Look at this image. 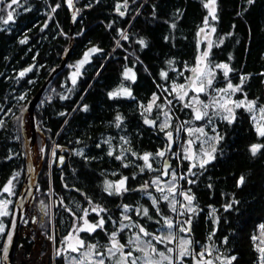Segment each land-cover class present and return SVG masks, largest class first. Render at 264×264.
I'll return each instance as SVG.
<instances>
[{
	"label": "trees",
	"instance_id": "obj_1",
	"mask_svg": "<svg viewBox=\"0 0 264 264\" xmlns=\"http://www.w3.org/2000/svg\"><path fill=\"white\" fill-rule=\"evenodd\" d=\"M74 1V45L63 70L34 107L45 144L40 146L37 136L38 161L42 157V162L36 196L27 210V223L19 230L12 264H66L62 255H53L49 237L59 247L88 204L104 209L99 214L87 213L89 222L98 224L103 219V226L80 233L85 246L96 245V253L106 252L113 233L130 251L132 230L119 229L127 215L149 233L150 242L165 229L168 219L176 222L173 233L186 235L194 252H208L217 264H227L232 256L236 257L232 264H262L258 249L262 248L259 229L264 224V147L255 155L250 149L254 144L264 146V137L255 129L250 111L235 108L232 123L215 118L213 130L205 126L213 137L223 139L215 141V159L203 168H190L184 159L179 164L158 126L162 121L159 105L168 94L165 90L187 82L197 55L205 49L199 34L206 16L207 26L215 28L208 54L212 88H224L230 81L240 86L235 99L255 101L256 107L264 108V0H216V20L204 7L208 0H126V6L125 0ZM8 10L13 20L7 24L3 22L7 14L0 12V195L13 179L11 213L26 168L22 113L62 61L70 40L71 15L65 0H19ZM141 39L146 46H141ZM90 48L98 51L81 64ZM221 64L231 69L227 77L216 69ZM70 65L80 69L75 83L68 77ZM27 68L31 70L21 76ZM126 69L135 73V81L125 78ZM162 72L167 76L162 77ZM242 77L246 79L241 84ZM124 88L131 95L109 96ZM154 93L157 99L149 111ZM173 114L175 126L179 119L191 118L180 104L174 105ZM146 119L154 121L153 128ZM161 151L165 152L162 157L157 155ZM145 154H151L147 162L151 168L142 159ZM164 156L175 173L183 176L176 178L178 200H184V194L193 196L194 212L185 210L186 204L181 210L176 204V215L170 200L154 189L152 180L161 176ZM241 176L244 183L238 186ZM125 177L126 191L116 194L115 187L112 195L105 191L106 181L115 185ZM151 197L157 201L155 206ZM229 204L232 207L225 210ZM189 219L190 226L185 223ZM5 223L8 229L10 214ZM189 227L190 231H181ZM173 248V241L164 245L166 252ZM172 251H168L170 260L159 264H181L173 260ZM185 260L193 264V259Z\"/></svg>",
	"mask_w": 264,
	"mask_h": 264
},
{
	"label": "rangeland",
	"instance_id": "obj_2",
	"mask_svg": "<svg viewBox=\"0 0 264 264\" xmlns=\"http://www.w3.org/2000/svg\"><path fill=\"white\" fill-rule=\"evenodd\" d=\"M75 2L76 1H73V5H75ZM9 4H11V0H7L4 5H1L0 3L1 5L0 12L4 10L3 12L7 14V12L9 11L8 10ZM203 29H204L203 32L200 31L199 38L202 42L205 43V49L204 51L200 52L197 55L195 65H194V68H198L202 70V75L200 72L194 73L193 71H191L190 77L188 78L187 82L182 84L184 86L183 89L180 88L181 85H172L170 88V92L168 90H165L166 92H168V94L166 95L164 94L165 95L164 103L162 105H159L162 109V116H161L162 121L158 127L162 129V126L167 123L168 126L163 127L164 134L167 135V133L171 132L172 133L171 139H172L173 144L174 142H176L175 147H173L169 151L173 152V155L179 164L182 162V159L188 161L190 168H194L193 165H195V167L199 166L201 161L207 158L204 156V152H211L214 146V143L216 141L213 135L209 133L208 130L206 131L204 129L205 126H208L210 130H213L214 129L213 124H212L213 120L215 118L223 119L224 116L228 115L227 112H224L218 106L214 105L213 101L224 103L225 101H228V100H231V101H242L243 100L245 101V105L248 102L247 100H244V99H240V100L235 99L234 95L237 91L233 92L230 89L227 92L219 91L220 89H226L227 85L224 88H221V87L212 88V85L211 86L208 85L209 79H211L213 82V77H212L213 70L211 69V66L209 65L208 56L204 58L203 61L200 60V57L205 51L209 53V50L212 45L213 32L211 31L212 29L211 26H205L203 27ZM216 69H222L223 72L225 71L223 68L216 67ZM79 76H80V69L75 65H70L69 72H68V77H69L70 82L73 83V79H75V82H76ZM196 76H199L200 78L195 80L194 82L193 78ZM201 82L204 84L205 91L197 92L195 89L200 86ZM174 88L176 89V91H173ZM160 89L164 90L162 88ZM185 92L187 93V95L184 96L183 100H180L178 97L180 95H184ZM154 95L157 97V95L154 93L151 96V100L148 106L150 104L152 106L154 105L153 103ZM196 99H199V101H201L202 103H199V104L196 103ZM168 101H171V104L167 103ZM176 104H180L182 108L189 110L191 113V118L189 120H182V121L179 119V121L175 122L176 124L175 126L172 123L171 118H172V115H174L173 110H174V105ZM204 104L209 105V107L205 109L203 107ZM185 105H189V106L185 107ZM228 106L232 107L233 111L235 110L234 104H229ZM197 108L200 109L201 112L207 111L208 115L203 117L200 120H196L195 119V109ZM242 108L248 110L246 106ZM262 109L264 108L255 106L250 111L252 115V122L256 130L257 128L264 127V111H262ZM27 118H28V114L25 116V119H24L25 125L24 127L23 126L22 127L25 128L27 135L30 136L32 125H31L30 119H27ZM209 119L211 120V123H209ZM21 125H22V117H21ZM171 126H173V129H170ZM195 128H203L204 134H201L199 132H193L190 135L187 130L195 129ZM190 140L192 141L191 144L188 143V141ZM38 150L39 149L37 147V149L33 151L34 157H35V161L33 162V172L36 168V165H38V162H39L38 153H37ZM189 156H191L192 158L191 159L186 158ZM164 159H165V156L162 158V163ZM179 164L177 165V168L179 167ZM173 172L175 171L171 165L167 170V173H168L166 175L167 177L162 178L161 176H159V177L154 178L152 180V185L156 191H158L157 190L158 188H162L164 190L163 192L161 191H158V192H161L162 198L165 195L169 197L171 206L173 203L175 205L177 204L178 207H180L179 209L181 210L183 205L186 204L184 207H185V210H187L188 207H191V205L188 204V201L184 198V195H182L184 200L182 201L178 200L179 198L178 196L180 195V193H178V190H176V184L178 180V179L176 180V178H180L183 176L182 175L180 176V174L175 173V179H173L172 177ZM161 174H162V169H161ZM10 181H11V184L9 185L7 183L5 186L10 187L11 193L4 192L3 191L4 188H3L1 195H0V213L7 212V215L10 214V220H11L13 208H12L11 213L9 212V208H10V202H11L10 200L13 195L12 193L13 179ZM118 183L119 182H117L114 185V187ZM170 187L173 189L172 192L168 191ZM153 199L154 198L151 197V202L153 201ZM50 203L52 204L51 199H50ZM93 208H97V207L92 206V205L90 206L88 204L85 210L87 211V213L94 212L95 214H97V211H99L98 208H97V211H93ZM85 210L82 214V217L76 220L75 223H73L72 229L63 238L59 247L55 245L53 237L52 236L49 237L50 241L52 242L51 249H52L53 255L55 256L62 255L65 258L66 264H79V261L81 260L84 261V264H99L100 260H103L104 264H125V260L127 261V264H131V261L133 259L136 260V263L138 260L140 264H148L149 261H151V264H159V263L170 260V254L168 250L166 252V249H164V245L170 243L171 241H173V244H174V248L172 251L173 260H175L176 262L178 261V262H181V264H189V261L185 260V258H190L192 261L193 257L195 256L197 258V264L198 262L199 264H203V261H206V260H212L213 264H217L216 260L207 256L208 252H205L204 256L200 257L198 253L204 252V251L199 250L197 252H194V250L190 248V245L187 246L189 248V254L184 257H180L179 252H180V247H181V241L189 240V238L186 235H181V234L177 235L178 234L177 230H175L173 233L172 228H168L165 222H164L165 229L159 230L158 233L153 236V242H150L146 238V235L140 232L141 226L137 223V221L134 220L133 222L131 221L132 222L131 223L127 215L124 216V217H127V219L125 218V223L121 222V224L119 225V229L122 230L124 228H129L130 230H132V232L130 233V239H129V241H132V243L128 242V244L131 246L130 251L125 250L127 247L125 245L120 251H116L115 249H113V251L115 252V255H112L111 253H109L108 249L112 247V237H111L110 245L107 247L106 252L102 255H98V253L94 252V249L90 250L89 247L85 245L81 247L79 244V241L82 240L80 237L81 232H84V231L90 232V233L93 232V231L87 230V225L85 224V220H87V215H85ZM136 210H138V208H136ZM175 213L176 215H179L177 209ZM7 215H0V225L3 226V231H0V240H1V234H4L3 246H4L5 235L7 232V226L5 225L6 224L5 217ZM100 220L101 219H98V222ZM176 220L177 222H179V218H176ZM26 223H27V219L25 220L23 224L25 225ZM88 224H93V223L88 221ZM173 224H176V222ZM133 226L135 227V229ZM80 229H85V230L81 231ZM135 230H138V231L134 232ZM137 236L139 237V240L136 239ZM157 237L160 238L159 241L156 239ZM115 240L118 242V244L122 245L119 242V240L116 238V235H115ZM259 244L262 246V248H264V230H262L261 227L259 229ZM158 246H160V248H158ZM72 248H76L77 251H72ZM152 248H155V252L152 251ZM138 249H143V251H140ZM90 251H91V254L86 257L85 253H89ZM129 252L132 253L130 257L127 256V253ZM145 252L148 253L147 257L145 256ZM160 253H163V256H161ZM164 257H169V259H165Z\"/></svg>",
	"mask_w": 264,
	"mask_h": 264
},
{
	"label": "snow or ice",
	"instance_id": "obj_3",
	"mask_svg": "<svg viewBox=\"0 0 264 264\" xmlns=\"http://www.w3.org/2000/svg\"><path fill=\"white\" fill-rule=\"evenodd\" d=\"M68 2H69V4H71V0H68ZM248 2L249 3H253L254 0H248ZM18 3H19V0H11V4H9L8 7H11L12 4H18ZM215 4H216V0H208V3H205L204 4V7L209 9V16L211 17L212 20H216L217 19L216 15H215V12H216ZM125 6H126V0H125ZM119 7L120 6L117 7V10L118 11H119ZM120 14L121 15H124L123 12H121ZM12 20H13V12L12 11H8L7 12V19H5L3 22L5 24H7L9 21H12ZM208 21H209V17L206 16L204 18V24H205V26L208 25ZM172 26L175 27V25H172ZM200 31L203 32L204 29L201 28ZM211 31L212 32H215V28L213 27L211 29ZM124 39H127V37L125 36ZM25 42L26 41H23V40L21 41V43H25ZM139 43L141 44V46H146V42L143 39H141L139 41ZM90 51L91 52H96V51H98V49L92 48ZM208 54L209 53L207 51H205L202 54V56L200 57V60L203 61V59L206 58L208 56ZM86 59H87V54H85V60ZM80 63L83 64L84 61H81ZM169 63H171V62H169ZM216 67L223 68L225 70L224 71V76L225 77H227L229 71H231V69L228 68V65L227 64L216 65ZM30 70L31 69H26L25 71H30ZM192 71L194 73L200 72L201 75H202V70H200L198 68H193ZM24 74H25L24 72H21L20 73L21 76H23ZM124 76H125V78H129V79L135 81V73H133L131 69H126V71L124 73ZM161 76L162 77H166L167 76V73L162 72L161 73ZM199 78H200L199 76H196V77L193 78V81L195 82V80H197ZM244 79H246V77H242L241 78V84L243 83ZM73 83H75V79H73ZM208 85L209 86L212 85V80L211 79L208 80ZM183 87H184L183 85L180 86L181 89H183ZM229 89L232 90L233 92L239 91L240 90V86L237 85V86L234 87L232 85V83L229 81L228 84H227V88L226 89H220L219 91L227 92ZM195 90L197 92H204L205 91L204 84L201 82L200 86L198 88H196ZM173 91H176V89L174 88ZM121 94L122 95H131L130 91L128 89L124 88V89H121V91L119 93H117V92L109 93V96L110 97H115V96L121 95ZM185 95H187L186 92L184 93V95H180L178 98L180 100H183ZM21 99H23V97H21ZM156 99H157V97L154 95V97H153V103H155V100ZM167 103L171 104V101H168ZM196 103L199 104V103H202V102L199 101V99H196ZM213 103H214V105L218 106L221 110H223L224 112H227L228 113V115L224 116L223 119L227 120L229 123H232L233 120L235 119V115H234L233 108L232 107H229L228 106L229 104H234V107L235 108H241V107H245L246 106L249 111H251L255 107V101H248L246 105H245V101H243V100L242 101H231V100H228V101H225L224 103H219L218 101H213ZM188 106L189 105H185V107H188ZM203 107L205 109H207L209 107V105L204 104ZM86 108H87V106H85V110H86ZM151 108H152V105L150 104L148 106V109L147 110L150 111ZM262 111H264V109H262ZM165 115H167V114H165ZM207 115H208L207 111L201 112L200 109H198V108L195 109V119L196 120H200V119H202L203 117H205ZM116 119L119 121L121 119V117L117 116ZM145 123H154V121H148L146 119L145 120ZM209 123H211V120L210 119H209ZM117 126H119V125H117ZM167 126L168 125L166 123L165 125L162 126V129L161 130H163V127H167ZM187 131L189 132L190 135L193 132H199L201 134H204L203 128L188 129ZM257 132H258V134L260 136L264 137V127L257 128ZM167 136L169 137V139H171L172 133L171 132L167 133ZM214 139H216V141L219 142V140L223 139V137L217 135L216 137H214ZM188 143L191 144L192 141L190 140V141H188ZM261 147H264V146H262V145H255L254 144V145L251 146V149L250 150H251L252 154L255 155L257 153V151ZM215 151H216V149H215V147H213L211 152H204V156L207 157V158L206 159H203L201 161V163L199 165L201 168H203L206 164L210 163L211 160L215 159V156L213 155V153H215ZM111 154L112 153L110 152L109 155H111ZM54 155H55V153H54ZM150 155L151 154H145L142 157V159L145 161V163L147 164V166L149 168H151V165L148 164L147 162L149 160V156ZM157 155H159V156L162 157L164 155V152L161 151V152L157 153ZM120 158L121 157H119V156L117 157V159H120ZM186 158L191 159L192 157L189 156V157H186ZM125 167H127V165H125ZM193 167H195V165H193ZM164 174L167 175L168 173L165 172ZM172 177H173V179H175V172L172 173ZM126 179L127 178L125 177L124 179L120 180L119 183L115 186V188H114V185L112 183H109V182L106 181L105 182V191H107L109 193V195H112L113 194V188H114L116 194H119L122 190H125L126 191L127 189L124 188L125 180ZM181 179H183V177H181ZM244 179L245 178L243 176H241L239 178L238 186L239 185H242L244 183ZM192 182L193 181H189V183H192ZM8 184L10 185L11 184V181H9ZM145 187H147V185H145ZM157 190L158 191H161V192L164 191L162 188H158ZM3 191L4 192L11 193V189L8 186H5L4 189H3ZM168 191L169 192H172L173 189L170 187L168 189ZM184 198L188 201V204L189 205H191V203H192V201L194 199L193 196L187 195V194H184ZM163 199L164 200H168L169 197L167 195H165V196H163ZM152 202H153V205L154 206L157 203V201L155 199H153ZM231 207H232L231 204L226 205L225 210H228ZM172 210L173 211H176V208H175V204L174 203L172 204ZM187 210L189 212H194L195 211V209L192 208V207H188ZM93 211H97V208H93ZM99 211H104V209L101 208V209H99ZM99 211H97V214H99ZM157 211H159V210L157 209ZM0 215H7V212L0 213ZM85 215H87V211L86 210H85ZM144 215H148V210L147 209H144ZM125 218L127 219V217H125ZM165 223L167 224L168 228H172L173 227V223H172L171 220L165 219ZM185 223L190 226L191 225V219H189L188 221H185ZM85 224L87 225V230L88 231H94L96 227H102L103 226L104 220L101 219L98 222V224H88V221L85 220ZM260 227H261L262 230H264V224H262ZM80 230L81 231H84L85 229H80ZM0 231H3V226L2 225H0ZM181 231L188 232V231H190V227L189 228H181ZM140 232L143 233L144 235H149V233H147L143 227H140ZM115 235H116L115 233L112 234V247L108 249V252L111 253L112 255H115V252L113 251V249H115L116 251H120L124 247V245L118 244V242L115 240ZM136 239L139 240V237L137 236ZM156 239L158 241L160 240L159 237H157ZM254 239H255V237H254ZM225 242H226V239H225ZM129 243H132V241H129ZM79 244H80L81 247H83L84 246V241H82V240L79 241ZM190 244H191V240H182L181 241V247H180V252H179V256L180 257H184V256H186V255L189 254V248L187 246H189ZM95 248H96V245H89V249L90 250L95 249ZM138 250L143 251V249H138ZM72 251H77V249L76 248H72ZM152 251L155 252V248H152ZM168 251L171 252L172 249H169ZM258 251H260V253H261V262H262V264H264V248H259ZM90 254H91V251L89 253H85V256L87 257ZM98 255H102V253H98ZM131 255H132L131 252L127 253V256L130 257ZM147 255H148V253L145 252V256L146 257H147ZM160 255L163 256V253H160ZM198 255L200 257H203L204 256V252H200V253H198ZM164 258L165 259H169V257H164ZM217 259H219V257H217ZM235 259H236V257L235 256H232L230 259L227 260V264H232V261H234ZM79 264H84V261L83 260L79 261ZM99 264H104V261L103 260H100L99 261ZM125 264H127V261L126 260H125ZM131 264H136V260L133 259L131 261ZM148 264H151V261H149ZM170 264H171V261H170ZM198 264H199V262H198ZM203 264H213V262H212V260H206V261H203Z\"/></svg>",
	"mask_w": 264,
	"mask_h": 264
},
{
	"label": "water",
	"instance_id": "obj_4",
	"mask_svg": "<svg viewBox=\"0 0 264 264\" xmlns=\"http://www.w3.org/2000/svg\"><path fill=\"white\" fill-rule=\"evenodd\" d=\"M5 0H0V3ZM73 1L71 0V4H69L68 0H65V6L68 8L70 15H71V30L69 32V45L65 50V53L62 57V61L58 66L53 68L50 73L48 74L46 80L44 83L40 86L36 94L31 98L25 109L22 113V126L24 127V119L25 116L28 114L30 118V122L32 125V130L30 136L27 135L25 128L22 127V135L24 140V150H25V176L24 181L20 190L19 196L16 198L13 211L11 215V220L9 227L7 229L5 239H4V246L0 253V262L1 264H12V257H13V251L15 247V243L18 237L19 230L22 226V224L25 222V217L27 210L29 208V205L31 204V201L35 195L36 192V186H37V177L39 168L42 162V157L40 158V161L38 162V165H36V168L33 172V162L35 160L34 154L32 156V153L35 149H37V133L41 137L42 144L44 142V136L42 135L41 131L37 128V121L34 115V107L39 102V100L43 97L44 93L48 90L50 85L52 84L53 80L60 74V72L63 70L64 66L66 65V62L69 58L71 49L74 45L73 41V28L74 24L76 22V14L73 6ZM89 49L87 51V54L89 55L91 53ZM87 55V59H88ZM87 59H83L84 63L87 62ZM30 69V68H27ZM24 73L27 74L28 71L24 70ZM122 95V94H121ZM128 96V95H123ZM151 121V120H148ZM149 127L153 128L154 123H146ZM166 138L169 141L168 149L171 150L173 148V142L172 139H169L166 135ZM41 152H43V148L41 149ZM171 166V162L168 158H165L162 163V178H166L167 176L164 174L167 172L168 168ZM37 218L34 217L32 219V222H34ZM193 264H197V258L193 257Z\"/></svg>",
	"mask_w": 264,
	"mask_h": 264
},
{
	"label": "flooded vegetation",
	"instance_id": "obj_5",
	"mask_svg": "<svg viewBox=\"0 0 264 264\" xmlns=\"http://www.w3.org/2000/svg\"><path fill=\"white\" fill-rule=\"evenodd\" d=\"M90 49H92V48H90ZM89 50V49H88ZM87 50V51H88ZM87 51H86V54H87ZM94 52H91L89 55H88V59H87V62H89L90 60H91V54H93ZM84 58H85V56H84ZM86 62V63H87ZM38 136H40L39 134H37ZM40 143H41V146L43 147L44 146V144H45V137H44V142H43V144H42V141H41V137H40ZM37 146H38V142H37Z\"/></svg>",
	"mask_w": 264,
	"mask_h": 264
},
{
	"label": "bare ground",
	"instance_id": "obj_6",
	"mask_svg": "<svg viewBox=\"0 0 264 264\" xmlns=\"http://www.w3.org/2000/svg\"><path fill=\"white\" fill-rule=\"evenodd\" d=\"M214 42V41H213ZM204 46V45H203ZM213 46V45H212ZM167 97V96H166ZM41 146V145H40ZM38 147V146H37ZM34 152L32 153V156H33ZM36 154V153H35ZM25 156V155H24ZM56 157V156H55ZM44 158V157H43ZM35 161V160H34ZM55 165V164H54ZM42 168V167H41ZM36 196V195H34ZM34 200V199H33ZM31 205V204H30Z\"/></svg>",
	"mask_w": 264,
	"mask_h": 264
}]
</instances>
